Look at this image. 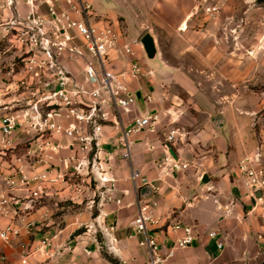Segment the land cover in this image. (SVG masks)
<instances>
[{"label": "crops", "instance_id": "0c3cea01", "mask_svg": "<svg viewBox=\"0 0 264 264\" xmlns=\"http://www.w3.org/2000/svg\"><path fill=\"white\" fill-rule=\"evenodd\" d=\"M84 1L92 3V11L98 15L111 16L113 13L111 0ZM136 1L138 4L142 3L141 0ZM218 1L223 6L228 0ZM195 2L196 0H189V4L181 0L149 1L154 16L163 18L164 24L170 28L169 31L158 32L162 45L159 47L157 44L156 58L148 57L144 46L134 43L142 35L135 30H125L124 41L130 42L135 52L119 58L116 67L121 70L131 60L140 62L142 74L138 79L129 81V85L141 93L153 95L151 101L140 98L139 109L149 107L158 110V130L135 133V141L131 146L132 156L125 158L121 154L122 148L116 146L120 131L112 126L107 127L105 145L113 150L109 164L111 173L116 178L115 196L101 205L90 206L87 202L84 206H76L75 212L68 219V228L52 238L48 252L39 248L40 236L44 232L33 229L32 260L35 264H115L102 252L104 249L119 264H150L149 250L140 243L143 235L132 229L139 210L138 198L142 197L140 189L146 183L155 187L150 196V201L156 202L152 207L154 214L161 216L160 223L167 222L166 225L151 230L160 241L167 240L168 244H173L175 239L184 234L182 229H173L171 222L193 224L196 231L192 243L177 246L174 255L163 264H264V204L253 198L236 167L234 172L230 170L231 164H237L256 145V131L246 125L244 116L236 113L233 108L240 94L239 90H234L232 95L225 91L226 83L239 84L243 77V64L238 57L208 58L201 63L216 68L206 78L209 82L212 80L211 82L218 83L217 95L206 93L198 85L191 87L190 84L202 83L205 76L195 77L189 73L190 63L185 58L186 53L193 47L199 48L202 35L210 43V51L218 52L220 49L214 25L227 23V15L222 12L211 17L205 28L194 29L189 26ZM62 3L67 5L65 0ZM140 15L142 16L138 14ZM235 26L234 24L232 27L233 34L241 45L239 36L242 28ZM229 29L231 28H227V31L231 32ZM260 34L264 35V31ZM192 36L199 42H191ZM155 40L157 43V37ZM180 42L183 44H179ZM254 48L258 50V47ZM237 49L234 45V51ZM219 113L225 116L222 124H217L215 120ZM176 125L186 132V136L184 141L173 144V150H170L180 160L189 162V166L173 172L160 163L167 155L165 135L170 127ZM133 171H139L136 179ZM205 175L208 180H204ZM143 177L147 182L142 183ZM50 210L42 207L31 212L30 216L40 221L36 228L38 225H53L55 220L49 216ZM94 211H99L98 217L91 220ZM99 215L103 223L117 225V251L101 247L104 236L99 239L92 230L85 234L77 233L73 248L61 250L60 245L67 242L70 232L89 220L97 225ZM212 230L218 231L216 237L211 236ZM219 241H222V246H219ZM1 252L9 254V260H0V264H21L19 245L8 246L0 241Z\"/></svg>", "mask_w": 264, "mask_h": 264}, {"label": "built area", "instance_id": "2783aa9c", "mask_svg": "<svg viewBox=\"0 0 264 264\" xmlns=\"http://www.w3.org/2000/svg\"><path fill=\"white\" fill-rule=\"evenodd\" d=\"M49 1L53 3L52 17L43 20L41 15L33 12L32 21L36 26L31 25L30 29H27L25 52L29 54L28 65L44 67L46 72L41 79L42 83L46 84L42 85L41 97L24 111L26 116L36 120L34 127L42 134V139L35 142L30 139L28 153L33 157L31 164H47L57 160L58 163L68 161V164L69 161L77 160L76 173L90 174L96 181L88 205H101L104 201L111 200L117 189L116 178L112 175L109 164L113 150H109L105 145L108 137L107 127L112 126L120 131L116 146L122 148L123 157L131 158V146L135 141L133 135L143 130L157 131L160 113L155 108L139 109L140 98L151 101L153 95L141 93L139 96L138 90L129 85V81L138 79L142 74L140 62L131 60L128 66L121 70L114 67L117 59L135 52L130 42L124 41L125 29L115 24L110 17L94 13L92 3L88 1L65 0L66 6L62 0ZM55 5H58V10ZM219 9L218 2H209L205 6V10L212 16L216 15ZM134 43L143 46L141 37L136 38ZM68 57L73 58L81 69L71 68L66 60ZM39 101L42 103L39 104ZM18 120L16 114L3 117L0 124V145H17L14 143ZM29 128L31 131V127ZM54 133H63L72 140L68 144L57 141L52 136ZM185 136L186 132L179 126L169 128L164 138L167 155L160 165L167 166L173 172L189 166V162L180 160L169 148L176 142L184 141ZM34 146L39 147L38 158L33 156L32 152L36 151ZM67 147L74 152L70 156H62L59 152ZM78 151L83 153L82 157L76 156ZM21 159L19 157L13 161L12 170L6 175L7 186L0 185V240L8 246L19 245L21 264H35L32 260L34 249L30 234L36 220H16L22 210L33 207L34 200L30 199L29 202L18 205L20 199L15 193V174L20 173V180L26 183L37 178L55 183L64 180L65 173L54 172L53 168L43 172H26V169L17 163V160ZM236 170L253 198L264 204V140L240 158ZM137 175L139 171H133L135 179ZM144 182H147V179L143 177L142 183ZM258 189L259 194L256 191ZM76 190L78 194L84 191L82 183ZM97 193L100 194L98 200ZM150 200V197L138 198L139 210L133 220L132 229L143 235L140 243L149 250L150 264H163L174 255L177 246L191 244L196 237V231L193 224L171 222L173 229H182L184 234L175 239L173 244H168L167 240L160 241L151 230L162 227L167 222L160 223L161 216L155 215L152 209L156 202ZM98 225L104 236L101 247L106 246L110 251H117V225H108L101 220H98ZM91 226L97 227L94 223ZM210 233L213 237L218 235L217 230ZM218 243L222 246V241ZM51 244L52 237L46 235L40 240L39 248L48 252L47 248ZM66 245L71 248L73 240H69L65 245L61 244V250H65ZM0 260L8 261L9 254L1 252Z\"/></svg>", "mask_w": 264, "mask_h": 264}, {"label": "rangeland", "instance_id": "374dc122", "mask_svg": "<svg viewBox=\"0 0 264 264\" xmlns=\"http://www.w3.org/2000/svg\"><path fill=\"white\" fill-rule=\"evenodd\" d=\"M111 1L113 15L111 14L108 17L115 24L129 32L135 30L140 36L149 30L157 37L159 47L162 45L158 32L169 31L170 28L164 24L163 18L154 16L151 11L150 0H141L142 3L140 4L136 0H123L124 2L122 3L120 2L121 0ZM181 1L189 4V0ZM208 2H218L220 5V9L216 12V15L212 16L205 10ZM52 4L49 0H0V124L6 115L16 114L19 118L15 135L16 143H14L17 145H10L11 143L0 145V185L7 186L8 177L6 178V175L11 172L15 158L19 157L22 159L17 160V163L24 167L26 172H43L45 169L51 170L53 168L54 172L65 173V179L55 183L41 178L33 179L31 182L26 183L20 180V173L15 174L14 179L17 187L15 193L17 198L20 199L18 205L25 204L30 199L34 200L33 207L22 210L16 216V220L20 221L21 218L36 220L35 217L30 216L32 211H37L42 207L51 209L49 216L55 220L53 225H38L39 227L37 228L35 225L33 228L35 231L44 232L40 236V240L46 235L53 238L58 233L65 231L68 228V219L75 212L76 206L87 204L91 198L93 187H96V181L92 178V175L76 173L75 164L77 160L69 161L68 164V161L58 163V160L54 162L50 161L47 164L38 162L31 164L33 157L28 153L31 145L30 139L32 142H35L42 139V134L37 132L34 127L36 120L30 119L29 116L24 114V111L30 107L31 103L34 104L41 97L42 85H46L42 83L41 79L46 72L44 71V67H31L28 65L29 54L25 52L28 39L27 29H30L31 25L36 26L32 21L34 18L33 12L41 15L43 20L51 18ZM55 8L58 10V5H55ZM192 9L189 26L194 29L207 27L211 17H216L217 14H222V12L227 15V23H223L224 25L216 23L214 25V32H216L217 37L216 42L219 44L220 49L218 52L210 51V43L207 39H203L205 37L202 35L200 37L199 50L193 47L186 53L187 56L185 58L190 63L189 73L195 77L205 76L204 80H206H202V83L190 84L191 87L198 85L206 93L216 96L218 83L211 82L212 80L209 82L206 78L209 72L216 70V68H211L208 64L201 62H205L208 58L238 57L241 59L243 77L237 85L226 83L225 91L227 94L232 95L231 93L234 90H239L240 94L237 96L238 99L235 100L233 108L236 113L244 116L246 125L253 128V131H256V144L262 142L264 140V45H262L264 44V35L260 33L264 31V0H228L223 6L218 0H196ZM138 14H142V16H138ZM234 24L242 28L241 36H239L241 45L237 43L238 38L233 34L234 29L232 27H234ZM227 28H231L229 29L231 32L227 31ZM222 29L225 30L222 31ZM190 41L195 43L198 40L192 36ZM254 43L257 44L255 45ZM179 44L183 43L180 42ZM163 45H165L164 41ZM234 45L238 48L236 51H234ZM254 47H258V50H255ZM167 54L169 55V52ZM169 57L171 56L169 55ZM66 60L71 65V68L75 70L81 69V66H78L73 58L68 57ZM172 60L176 61L175 58ZM41 103L42 101H39V104ZM42 108L44 109L43 105ZM42 113L44 115V111ZM220 114L222 113L218 115ZM222 117L224 120V114H222ZM29 127H31V131H29ZM52 136L57 141H62L65 144H68L72 140V138L63 133H54ZM37 148L39 149V147L34 146L33 149L36 151L32 152L35 158L40 156V150ZM73 152L74 150L67 147L62 148L59 153L67 157ZM75 154L78 157H82L83 153L78 151ZM236 165V163L231 164L230 170L232 172H234ZM83 177L86 178L83 179ZM80 183H82L84 191L78 194L76 188ZM86 185H90V187ZM96 198L97 200L100 199V194L97 193ZM98 213L99 211H94L91 220H95L98 217ZM99 220H101L100 217ZM36 224H40V221L36 220ZM91 224L93 222L90 220L82 222L76 230L70 232L67 242L69 240H73L74 242L77 233L85 234L89 233L90 230H92L96 237L98 236L99 239H102L103 233L98 225V220L97 227L91 226ZM33 229L30 235L35 233ZM67 242L63 244L65 245ZM72 248L73 245L71 248L67 247V250H71ZM102 252L109 256V258H113L106 249Z\"/></svg>", "mask_w": 264, "mask_h": 264}, {"label": "water", "instance_id": "95a60500", "mask_svg": "<svg viewBox=\"0 0 264 264\" xmlns=\"http://www.w3.org/2000/svg\"><path fill=\"white\" fill-rule=\"evenodd\" d=\"M141 41L143 43V46L146 50L147 56L150 58H156L158 54V47L157 43L155 40V36L151 31H146L142 36H141ZM138 95L141 96V91H138ZM216 122L217 124H222L224 122L222 114L218 115L216 117ZM169 148L173 150V147L170 145ZM204 180H208V176H204ZM257 193L259 194V189L256 190ZM153 193V188L151 184L147 183L143 185L140 189V195L144 198L150 197Z\"/></svg>", "mask_w": 264, "mask_h": 264}, {"label": "trees", "instance_id": "16d2710c", "mask_svg": "<svg viewBox=\"0 0 264 264\" xmlns=\"http://www.w3.org/2000/svg\"><path fill=\"white\" fill-rule=\"evenodd\" d=\"M109 257V256H108ZM110 259L115 263V264H119V261L116 259V258H112V257H110Z\"/></svg>", "mask_w": 264, "mask_h": 264}]
</instances>
